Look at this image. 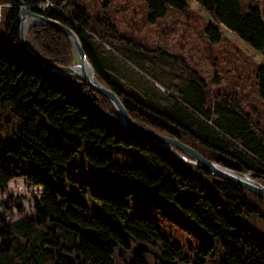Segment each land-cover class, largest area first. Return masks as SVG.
Here are the masks:
<instances>
[{"label": "trees", "instance_id": "1", "mask_svg": "<svg viewBox=\"0 0 264 264\" xmlns=\"http://www.w3.org/2000/svg\"><path fill=\"white\" fill-rule=\"evenodd\" d=\"M21 1L76 35L95 78L136 124L264 186V127L236 93L211 90L182 56L73 0ZM191 1L213 19L204 28L211 41H222L223 28L264 53V9ZM0 4V191L16 178L42 189L34 214L9 223L0 212V264H67L66 255L74 264H264L263 199L128 130L105 96L29 58L19 46L16 0ZM101 6L110 10L112 1ZM168 7L188 11L185 0L140 6L150 23ZM26 43L56 66L74 62L70 40L54 27L30 25ZM254 82L264 99V67H255ZM157 217L192 240L165 235Z\"/></svg>", "mask_w": 264, "mask_h": 264}, {"label": "rangeland", "instance_id": "2", "mask_svg": "<svg viewBox=\"0 0 264 264\" xmlns=\"http://www.w3.org/2000/svg\"><path fill=\"white\" fill-rule=\"evenodd\" d=\"M73 1L85 7L89 16L107 15L120 31L132 32L133 36L146 44L158 45L171 54L182 56L186 64L198 72L211 90L222 89L225 92H234L241 97L244 110L252 114L250 108H253L255 112L252 114L253 118L254 115L259 117L261 127H264V99L258 96L254 82L255 67H264V53L253 50L223 28L219 29L222 41L220 43L211 41L204 28L208 23L214 24V21L193 1L185 0L188 6L187 13L182 14L168 7L166 15L157 19L155 23L146 20V13L140 8L142 0H130L131 5L123 12L118 11L117 13L115 10L125 8L128 0H111L112 9L110 10L101 6L104 0ZM249 6H255L262 11L264 0H240L243 13ZM2 7L3 5L0 4V18ZM40 8L44 9L45 5ZM133 12H136V22L132 25L130 18L133 17ZM28 20L32 25V20L27 18L26 22ZM30 25L24 34L27 35ZM76 63L75 56L72 65ZM41 191V188L25 186L20 178L11 180L6 192L0 191V212L3 213L5 220L10 223L34 214V198L40 197ZM9 196L17 200L21 211L14 206ZM3 205L9 206V210H6V206ZM156 220L161 222L159 226L165 235L181 243L185 240H192V236L180 225L161 220L160 217Z\"/></svg>", "mask_w": 264, "mask_h": 264}, {"label": "water", "instance_id": "3", "mask_svg": "<svg viewBox=\"0 0 264 264\" xmlns=\"http://www.w3.org/2000/svg\"><path fill=\"white\" fill-rule=\"evenodd\" d=\"M16 2L19 6V46L22 52L25 53L29 58L33 59L39 65L47 68L51 72L61 74L62 76L75 77L82 81L94 92L105 96L113 105L118 115L119 123L128 130L151 140L155 144L162 146L166 150L176 154L179 158L183 159L187 163L195 166L197 169L248 190L249 192L254 193L264 200V186L252 179L249 173H241L224 168L219 164L206 159L194 149L181 143L178 139H171L159 135L136 124L126 112L118 96L95 78L93 69L88 63L82 46L76 35L70 29L62 26L58 22L32 12L21 0H16ZM27 18L32 20V25L51 26L64 33L71 42L75 56L77 58V63L68 67L56 66L42 59L35 51H33L27 45L26 34L23 33ZM87 68H89L90 73H88ZM184 154L188 157H185ZM65 259L67 264H74V260L71 256L66 255Z\"/></svg>", "mask_w": 264, "mask_h": 264}, {"label": "bare ground", "instance_id": "4", "mask_svg": "<svg viewBox=\"0 0 264 264\" xmlns=\"http://www.w3.org/2000/svg\"><path fill=\"white\" fill-rule=\"evenodd\" d=\"M37 14V13H36ZM30 23H31V21H27V22H25V25H24V29H23V33H25V31H26V29H27V27L30 25ZM72 66V65H71ZM87 71H88V73H90V70H89V68H87ZM58 74V73H57ZM61 75V74H60ZM77 79V78H76ZM120 100V99H119ZM121 102V101H120ZM112 105V104H111ZM123 105V104H122ZM113 106V105H112ZM114 108V107H113ZM115 110V109H114ZM116 112V111H115ZM117 114V113H116ZM118 116V115H117ZM253 179V178H252Z\"/></svg>", "mask_w": 264, "mask_h": 264}]
</instances>
